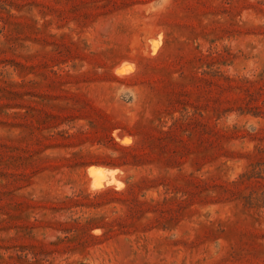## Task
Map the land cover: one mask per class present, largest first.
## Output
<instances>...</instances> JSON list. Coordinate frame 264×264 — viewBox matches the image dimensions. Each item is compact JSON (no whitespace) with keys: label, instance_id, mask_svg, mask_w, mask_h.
I'll return each mask as SVG.
<instances>
[{"label":"rangeland","instance_id":"374dc122","mask_svg":"<svg viewBox=\"0 0 264 264\" xmlns=\"http://www.w3.org/2000/svg\"><path fill=\"white\" fill-rule=\"evenodd\" d=\"M0 264H264V0H0Z\"/></svg>","mask_w":264,"mask_h":264},{"label":"bare ground","instance_id":"6f19581e","mask_svg":"<svg viewBox=\"0 0 264 264\" xmlns=\"http://www.w3.org/2000/svg\"><path fill=\"white\" fill-rule=\"evenodd\" d=\"M91 173L96 178V180L94 181V187L97 188V189H101L104 186V184L100 181V178H101V175H102L101 171L96 169V168H93L91 170Z\"/></svg>","mask_w":264,"mask_h":264}]
</instances>
